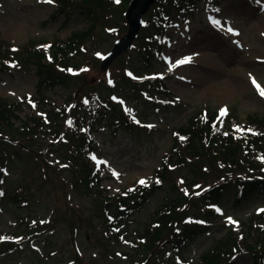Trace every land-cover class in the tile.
<instances>
[{"label": "rangeland", "instance_id": "obj_1", "mask_svg": "<svg viewBox=\"0 0 264 264\" xmlns=\"http://www.w3.org/2000/svg\"><path fill=\"white\" fill-rule=\"evenodd\" d=\"M58 8L57 0H0L1 36L14 46L26 47L58 38L67 40L88 25L79 14L59 13ZM120 15L108 24L110 27L97 24L87 35L83 42L86 50L68 61L77 70L72 71L67 86L40 93L37 66L32 61L0 72V98L23 103L19 109L23 119L33 111L47 116V103L70 108L71 99L92 97L94 91L109 101L103 102L106 109L100 120L89 119L79 127L91 139L95 163L99 160L104 164L100 195L91 191L74 158L78 146L84 144L80 135L66 131L61 137L51 131L32 139L22 128L17 130L22 125L20 119L16 125L2 128L0 237L5 239H0V264H203V256L218 240L230 233L235 237L244 234L249 217L259 218L264 209V192L234 206L230 190L222 197L228 207L225 214L209 221L215 226L196 229L198 221L203 222V213L190 201L193 193L214 182L264 175L261 159L246 158L235 166L218 162L213 167L203 158L195 165L171 166L163 174L161 188L147 196L148 202L111 229L110 213L104 211L101 199L118 195L141 179L156 181L164 153L174 142L172 129L186 124L191 114L226 108L243 123L250 116L264 117V97L252 83L255 78L264 88V0H223L217 5L200 0L189 15L175 17L163 48L165 63L157 62L148 71L149 75L165 76L174 97L140 93L139 86L124 73L125 68L142 73L134 62H142L143 36L128 56L118 57L111 67L101 69L102 58L112 50L117 36L128 31L123 11ZM212 18L220 20L221 26H215ZM111 27H120V34L110 31ZM229 27L238 35L229 33ZM86 57L99 73L96 78L90 73L88 77L77 74ZM185 57H191V62L172 67ZM126 113L133 122L126 128L116 127ZM80 114L81 108L72 109L71 118L77 120ZM203 172L207 175L200 178ZM178 193L184 199L180 217L184 235L162 246L152 244L143 233L145 226L152 223L162 202ZM228 217L237 223H229ZM192 232L195 237L184 244ZM246 256L238 261L251 264V257Z\"/></svg>", "mask_w": 264, "mask_h": 264}, {"label": "trees", "instance_id": "obj_2", "mask_svg": "<svg viewBox=\"0 0 264 264\" xmlns=\"http://www.w3.org/2000/svg\"><path fill=\"white\" fill-rule=\"evenodd\" d=\"M60 1L59 13H72L82 16L88 25L75 33L67 40L58 38L56 42H41L30 43L26 47H16L10 44L7 40L0 36V72L10 69V64L17 65L27 64L28 61L34 62L37 66L38 91H44L56 88L60 85H68L69 79L73 70L77 68L68 61L86 50L83 43L89 36L97 24L103 25L105 28L110 27L117 15H120L131 2V0H58ZM198 0H159L152 11L147 16V23L142 34L145 37L143 46L142 62H134L140 67L143 74L156 66L157 62L164 63L162 56V45L164 42L165 32L168 29L175 12H189L191 5H196ZM220 1V0H216ZM123 7L122 10L120 7ZM121 10V11H120ZM58 13V14H59ZM121 16V15H120ZM110 23V26L108 24ZM127 25V20L123 22ZM111 31L118 35L120 27H111ZM146 31V32H145ZM141 36V37H142ZM20 54V56H19ZM125 54V56H128ZM23 60V62L21 61ZM86 61L78 75L88 77V74H98V71L91 67L90 58L86 57ZM133 63V64H134ZM130 68V66H129ZM71 69V71H69ZM82 69H87L82 71ZM128 68L124 69V73ZM96 78V77H94ZM131 79V78H130ZM140 88L149 89L154 96L160 93L168 94L170 91L166 87L164 80L160 77L146 78L144 80L131 79ZM139 89V88H138ZM97 96L98 92L95 91ZM77 94V92H76ZM44 96V95H42ZM72 100V99H71ZM70 100V103H71ZM72 100L71 109H76L75 106L81 104L80 99ZM99 100L102 99L99 96ZM104 101H107L104 99ZM79 102V103H77ZM81 106H85L82 102ZM49 112L46 117L37 116L35 112H31L28 118L23 119L19 116L21 109L20 102H10L1 100L0 98V138L5 137L1 132L6 125H16V120L22 121L21 126L16 127L27 133L30 138L34 139L41 133H51V131L59 133L62 137L66 131L71 134L80 135L81 141L85 144H80L76 149L75 160L78 162L82 171L85 172V181L89 183L91 191L94 195L101 192L102 178L100 170L101 164H95L92 159L91 143L86 133L78 134V121H73L70 117L71 111L68 107L57 108L48 104ZM198 110L197 113L191 114L186 124H182L179 128L173 131L174 142L172 147L163 156V164L158 172V179L163 178L171 166L191 163L195 165L197 159L208 158L214 167L220 162L226 165L235 166L243 159L256 161L254 157L256 152L264 151V117L257 115L250 116L249 124L241 125L236 122V117L233 114L218 116L215 111ZM22 111V110H20ZM87 109L83 111L82 121ZM236 116V115H234ZM118 124L129 125V118L124 117V122L121 120ZM240 128L242 132L236 129ZM251 129L252 132L247 130ZM256 133V134H253ZM222 151L223 154L219 152ZM211 154L210 157L207 154ZM206 174L201 173L200 178ZM207 175V174H206ZM0 177H2L0 172ZM156 182H151L147 186L138 184L134 188L126 190L124 193L117 196H105L101 201L104 203V211L110 212L112 217L128 218L134 213V210H139L147 201V196L154 193L160 186ZM212 187L196 195L197 198H189L190 201L198 204L203 211L210 215H215L216 211L213 207H223V196L232 190L233 205L247 202L251 200L253 195L259 192H264V175L257 177H249L243 180H225L224 182H214ZM161 188V187H160ZM183 196L179 193L177 196H172L167 201L162 202L158 209V213L151 224L145 226V234L149 236V241L162 246L165 242H172L178 237L184 235V229L180 227V217L185 207L183 206ZM212 208V209H211ZM257 219H253L248 227L246 237L241 241L233 240L232 233L228 237H223L218 240L217 244L208 250L205 254L203 264H236V256L243 254L246 257H251L252 264H264V228L259 224L254 226ZM201 227L198 225L196 229ZM196 232V231H195ZM195 232H192L189 238H194ZM194 236V237H193ZM187 238V237H186ZM243 244V245H241ZM237 254L232 260L231 256ZM229 258L231 260H229ZM239 258V257H238ZM229 260V262H227Z\"/></svg>", "mask_w": 264, "mask_h": 264}, {"label": "water", "instance_id": "obj_3", "mask_svg": "<svg viewBox=\"0 0 264 264\" xmlns=\"http://www.w3.org/2000/svg\"><path fill=\"white\" fill-rule=\"evenodd\" d=\"M156 0H133L127 12L130 22L129 32L118 40L112 53L107 55L103 61V66L107 67L114 58L127 51L133 45L134 39L139 35L143 25V16L150 9Z\"/></svg>", "mask_w": 264, "mask_h": 264}, {"label": "snow or ice", "instance_id": "obj_4", "mask_svg": "<svg viewBox=\"0 0 264 264\" xmlns=\"http://www.w3.org/2000/svg\"><path fill=\"white\" fill-rule=\"evenodd\" d=\"M44 2H46V3H53V0H44ZM116 2L119 3V0H116ZM259 2H260V0H257V3H259ZM217 11H218V10H217ZM211 22H212L215 26H217V27H220V26H221V21L218 20V19L212 18V21H211ZM227 31H228L229 33H233L234 35H238V33H235L234 30H233L231 27L227 28ZM191 59H192L191 57H185V58H183V59H181V60L176 61L175 65H172V67H175V66H178V65H181V64H187V63H190V62H191ZM13 66H14V65H13ZM86 70H87V69H82V71H86ZM169 70H171V68H170ZM69 71H71V69H69ZM252 83H253L254 87L257 89L258 93L261 95V97H264V88H262V87L260 86V84L255 80V78H252ZM114 99H115V98H114ZM87 102H88V101L86 100L85 103H87ZM226 112H227V109H226V108H225V109H222L220 115L223 116V115L226 114ZM137 123H139V121H137ZM236 130H237L238 132H242V133H243V130L240 129V128H237ZM247 131H248V132H252L251 129H248ZM253 134H256V133H253ZM260 159L262 160V162H264V157H261ZM138 183L141 184V185L147 186L148 181L145 180V179H141ZM156 183L159 184L160 181L157 180ZM0 195H3V193L0 192ZM217 211H219V209H217ZM260 211H264V209H261ZM189 222H191V221H189ZM228 222H229V223H232V224H236V223H237V222H236L235 220H233L231 217H228ZM198 223H202V221H198ZM0 239H5V238L0 237Z\"/></svg>", "mask_w": 264, "mask_h": 264}]
</instances>
